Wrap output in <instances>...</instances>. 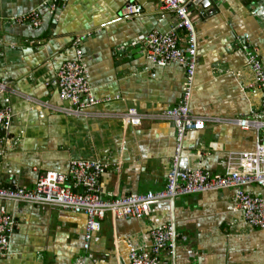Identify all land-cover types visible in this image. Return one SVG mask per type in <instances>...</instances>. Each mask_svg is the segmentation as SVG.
<instances>
[{"label": "crops", "instance_id": "1", "mask_svg": "<svg viewBox=\"0 0 264 264\" xmlns=\"http://www.w3.org/2000/svg\"><path fill=\"white\" fill-rule=\"evenodd\" d=\"M214 1L205 14L190 9L197 53L189 110L202 117L257 116L260 124L244 129L206 121L185 135L178 166L223 173L231 152L264 142L263 92L247 54L264 62V0ZM127 2L141 5L142 13L121 18ZM36 7L39 27L14 19ZM175 22L172 12L161 15L155 0H57L54 10L48 0H0V81L57 107L72 106L59 94L57 72L80 51L89 88L100 99L85 114L68 115L11 95V125L0 131V185L33 188L41 175L57 172L69 177L68 187L84 193L72 177L71 162L81 159L106 164L96 178L102 197L165 188L175 155L173 123L125 126L110 114L129 107L152 113L178 102L185 66L153 65L141 47L148 32H165ZM180 38L185 46L184 32ZM5 96L0 92V101ZM246 190L264 199L263 187L250 184ZM0 204L16 218L0 264H131L130 252L149 249L151 231L165 224L173 227L175 240L157 255V264H264V228L250 226L234 209L232 188L158 202L141 218L107 212L87 249L83 212Z\"/></svg>", "mask_w": 264, "mask_h": 264}, {"label": "built area", "instance_id": "2", "mask_svg": "<svg viewBox=\"0 0 264 264\" xmlns=\"http://www.w3.org/2000/svg\"><path fill=\"white\" fill-rule=\"evenodd\" d=\"M161 15L172 12L176 18L174 25L165 31L153 29L141 40L146 58L158 66L179 63L185 66V80L181 97L174 105L157 112H140L135 107L125 111L111 113L121 119L125 126L138 125L143 120H169L175 129V155L172 167L167 174L163 189L144 193H130L125 196L110 194L102 197L96 189V178L104 171L106 164L94 160H72V177L77 185L85 188L78 193L66 185L67 175L47 172L41 175L33 188L4 187L0 185V200L13 203L42 204L58 206L86 215L84 247L87 249L93 233L99 231L101 221L107 212L120 218L149 215L153 204L169 201L180 195H188L210 190L234 189V209L243 215V219L252 227L264 228V199L246 190L250 184L264 188V142L258 141L254 150L231 152L227 169L223 173H210L199 168L181 169L178 160L184 148V137L192 130H201L205 122L237 123L241 127L256 128L260 124L258 117L227 119L222 117H202L189 110L196 67V36L191 19L189 3L194 0H155ZM57 0H48V6L54 10ZM142 13V7L134 2L125 3L119 11L123 19H131ZM18 23H29L39 27L42 22L39 8H32L25 14L14 17ZM181 32L185 33L186 45L180 43ZM136 42L133 43V46ZM249 62L255 73L257 83L262 89V108L264 110V62L258 60L252 51L247 50ZM57 86L61 98L69 100L72 106L57 107L47 100L36 99L0 81V92L6 96L0 101V131L11 125L12 114L9 105L11 95L22 97L39 108L68 115L85 114L88 107L100 102L91 92L85 64L80 51L75 60L64 62L57 72ZM2 137L0 135V155ZM16 227V218L4 204H0V257L8 253L10 235ZM173 227L165 224L151 231L152 244L149 249L130 252L131 264H157V255L173 239Z\"/></svg>", "mask_w": 264, "mask_h": 264}, {"label": "water", "instance_id": "3", "mask_svg": "<svg viewBox=\"0 0 264 264\" xmlns=\"http://www.w3.org/2000/svg\"><path fill=\"white\" fill-rule=\"evenodd\" d=\"M250 1V0H249ZM214 0H194L193 2L189 3V8L190 9H194L197 12H201L202 14H205V9L207 11V9L209 8V6L214 3ZM262 4V2H261ZM200 8V9H199ZM202 10V11H201ZM212 11V9H210V12ZM133 45L130 46L129 43L126 44V48L128 49H132ZM125 49V48H124ZM170 201L174 202L175 198L171 199ZM175 240V237L173 238ZM168 247H166L167 249Z\"/></svg>", "mask_w": 264, "mask_h": 264}, {"label": "bare ground", "instance_id": "4", "mask_svg": "<svg viewBox=\"0 0 264 264\" xmlns=\"http://www.w3.org/2000/svg\"><path fill=\"white\" fill-rule=\"evenodd\" d=\"M251 151V150H250ZM173 235H174V233H173Z\"/></svg>", "mask_w": 264, "mask_h": 264}]
</instances>
